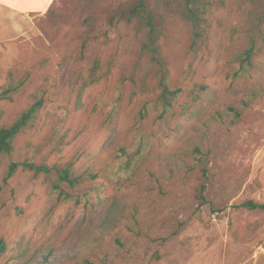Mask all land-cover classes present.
I'll list each match as a JSON object with an SVG mask.
<instances>
[{
  "label": "rangeland",
  "instance_id": "1",
  "mask_svg": "<svg viewBox=\"0 0 264 264\" xmlns=\"http://www.w3.org/2000/svg\"><path fill=\"white\" fill-rule=\"evenodd\" d=\"M208 1L195 38L181 0H146L161 24L169 85L181 90L161 116L142 35L127 20L137 0L0 8V92L28 75L11 100L0 97V125L38 90L44 99L34 126L0 154V264H264V209L240 205L264 203V0ZM250 45L246 75L228 77ZM91 73L97 80L79 95ZM251 92L240 122L227 126L217 112ZM140 141L141 155L119 169L121 148ZM12 161L70 164L85 179L62 184L65 198L54 173L20 166L4 182Z\"/></svg>",
  "mask_w": 264,
  "mask_h": 264
},
{
  "label": "trees",
  "instance_id": "2",
  "mask_svg": "<svg viewBox=\"0 0 264 264\" xmlns=\"http://www.w3.org/2000/svg\"><path fill=\"white\" fill-rule=\"evenodd\" d=\"M183 3L182 14L186 20H188L194 29L195 38L201 35V24L204 18L201 13L205 8L211 3L208 0H181ZM169 0H156V4L160 7L161 4L169 5ZM181 3V4H182ZM127 20L129 22L133 21L136 23L135 29L142 35V45L141 50L147 56L149 63V70L155 76L156 88L159 90V94L156 99L157 105L161 108L160 116L163 115L171 106L172 102L181 93L180 88H173L169 85L168 75L169 71L166 67V63L161 56V49L159 45V38L162 33L161 24L157 20L156 15L153 10L149 7L146 0H137V2L129 8ZM254 56V46L250 45L239 53L235 54L231 60V68L228 72V77L239 78L246 75V71L252 65V58ZM27 74L16 81L9 83L1 92L0 97L2 99L11 100L13 94L18 92L21 87L27 81ZM97 80L94 74H89L88 77L82 78L80 80V86L78 88L79 95L84 87L92 84ZM201 90L205 89V85H198ZM256 92H251L247 98H241L239 105H228L223 111H218L217 116L223 119V122L227 126H233L240 122L243 111L250 105L252 99L256 97ZM43 91L38 90L32 98V102L27 108L19 113V115L14 119V121L9 125H0V154H10L13 150L14 138L22 131L32 128L38 116V112L43 105ZM145 109V108H144ZM144 145L140 141L136 146L129 150L122 147L120 153L118 154V164L119 169L126 170L131 167L132 163L136 158H138L142 151ZM199 154L202 151L197 148ZM197 161L200 165L201 173L204 177L207 176V168L203 162L201 156H197ZM22 166L29 170H33L34 173H54L57 176V180L54 183L53 188L59 189V193L63 194L65 198L71 197V195L65 192L62 188V184L74 188L77 187L85 176L83 174L75 175L70 164L64 166H47L45 164H33V163H22L12 161L9 163L3 181L12 177L15 172ZM90 177L94 175L89 174ZM206 187L205 183H202L197 191V196L199 199L204 201L203 191ZM241 206L249 210L264 209V203L256 202L253 200H246L240 204ZM6 251V243L0 238V258ZM45 264V262H40ZM83 264H94L92 261H85Z\"/></svg>",
  "mask_w": 264,
  "mask_h": 264
},
{
  "label": "crops",
  "instance_id": "3",
  "mask_svg": "<svg viewBox=\"0 0 264 264\" xmlns=\"http://www.w3.org/2000/svg\"><path fill=\"white\" fill-rule=\"evenodd\" d=\"M51 0H0V8L12 12H41Z\"/></svg>",
  "mask_w": 264,
  "mask_h": 264
}]
</instances>
